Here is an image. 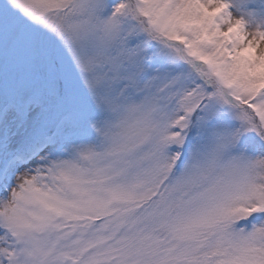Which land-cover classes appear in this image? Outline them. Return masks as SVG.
Masks as SVG:
<instances>
[{
    "label": "snow or ice",
    "instance_id": "obj_1",
    "mask_svg": "<svg viewBox=\"0 0 264 264\" xmlns=\"http://www.w3.org/2000/svg\"><path fill=\"white\" fill-rule=\"evenodd\" d=\"M0 264H264V0H0Z\"/></svg>",
    "mask_w": 264,
    "mask_h": 264
}]
</instances>
